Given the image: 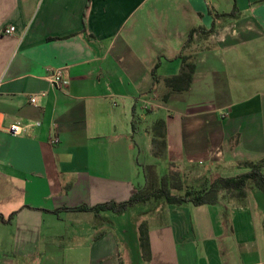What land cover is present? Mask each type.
Listing matches in <instances>:
<instances>
[{
    "label": "crops",
    "instance_id": "obj_1",
    "mask_svg": "<svg viewBox=\"0 0 264 264\" xmlns=\"http://www.w3.org/2000/svg\"><path fill=\"white\" fill-rule=\"evenodd\" d=\"M235 1L236 17L188 50L190 90L165 102L190 31L210 29L211 11L232 13L233 0H0V264H264V199L252 188L242 202L222 193L214 206L150 210L137 250L94 213L65 210L128 201L145 183L141 165L198 179L264 160V0ZM49 70H62V89ZM134 108L143 133L132 131ZM158 119L164 160L152 154ZM16 122L41 126L13 136Z\"/></svg>",
    "mask_w": 264,
    "mask_h": 264
},
{
    "label": "trees",
    "instance_id": "obj_2",
    "mask_svg": "<svg viewBox=\"0 0 264 264\" xmlns=\"http://www.w3.org/2000/svg\"><path fill=\"white\" fill-rule=\"evenodd\" d=\"M234 1V11L229 14L220 15L219 13L211 15L214 22L210 29L205 27L193 28L179 55L181 60L180 73L177 76L169 77L163 80L167 90L163 101L167 102L169 97L174 93H186L190 90L193 77L196 71V54L188 50L193 48L196 39L206 40L211 37L217 30L216 20L220 17H236L237 8ZM160 67V60L156 62L152 69V75L155 85L158 83L157 70ZM138 119L136 108L133 109L131 127L133 133L137 132ZM152 135V154L157 160H164L168 148L167 140V123L164 119H158L151 128ZM240 168L247 171L245 173L223 177L219 176L213 180L200 177L194 179L190 184L187 183L188 176L185 170L180 169L176 164H171L167 173L161 175L155 164L141 165L145 183L143 186L137 187L130 199L123 203L108 202L94 207L81 206L73 209H65L67 211L92 212L96 219L107 221L105 214L112 213L114 215H122L137 205H147L150 210L154 211L162 205L185 206L193 205L214 206L219 202L222 193L229 197L242 202L248 196L250 188H257L264 193V160L259 162H240ZM60 210H57L58 213ZM98 237V236H97ZM139 242L145 258L150 257L149 245V227L147 221H143L139 226Z\"/></svg>",
    "mask_w": 264,
    "mask_h": 264
},
{
    "label": "rangeland",
    "instance_id": "obj_3",
    "mask_svg": "<svg viewBox=\"0 0 264 264\" xmlns=\"http://www.w3.org/2000/svg\"><path fill=\"white\" fill-rule=\"evenodd\" d=\"M140 117H141V115L139 114L138 115L139 129H140V133L141 132L143 133L144 132V126H143L144 124L141 123ZM147 157H148V154L146 153V150L142 149L143 161L146 160ZM156 165L158 166V171L161 175L167 173L169 166L164 161L156 163ZM217 166L222 168V165L217 164ZM236 166H239L238 163L236 164ZM193 173H194L193 170L186 172V175L188 176V178H187L188 184H190L194 181V179H195L194 176L198 172H196L195 174H193ZM217 173H218L217 169H216V172H207V174L205 175V178H207L209 180H213L216 177L215 175H217ZM192 176H193V178H192ZM252 190L254 191V193L257 196H260V198L264 199V193L262 191H260L257 188H252ZM190 206H193V205H190ZM148 213H150V207L149 206L137 205L122 215H114L112 213H109L108 216H109L110 220H107L106 223L109 224L110 226L113 225L115 227V230H116L117 234L119 235V239L121 240V242L123 244L127 245L129 247V249H131V250L134 249L135 247L137 250V248H138L137 244L135 245V237L138 235L137 224L142 220V218H143V220L148 219L147 218Z\"/></svg>",
    "mask_w": 264,
    "mask_h": 264
},
{
    "label": "built area",
    "instance_id": "obj_4",
    "mask_svg": "<svg viewBox=\"0 0 264 264\" xmlns=\"http://www.w3.org/2000/svg\"><path fill=\"white\" fill-rule=\"evenodd\" d=\"M7 35H12L15 32V27H10L8 30L5 31ZM50 79L52 84L59 89H62L66 83L62 79V70H49ZM37 98L35 96L30 97V102L32 104L36 103ZM1 121V120H0ZM41 122H36L33 125L16 122L13 124H10L6 131L13 135V136H22V135H28L29 131L32 130V128L40 127ZM60 143V139L57 136H54L50 139V144L52 146H55Z\"/></svg>",
    "mask_w": 264,
    "mask_h": 264
}]
</instances>
